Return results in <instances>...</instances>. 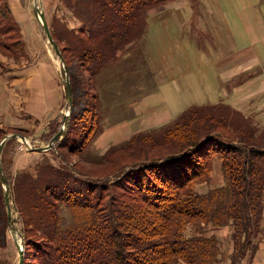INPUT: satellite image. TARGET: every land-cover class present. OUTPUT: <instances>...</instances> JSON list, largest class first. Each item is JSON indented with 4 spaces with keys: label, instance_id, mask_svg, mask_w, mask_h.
I'll return each instance as SVG.
<instances>
[{
    "label": "trees",
    "instance_id": "1",
    "mask_svg": "<svg viewBox=\"0 0 264 264\" xmlns=\"http://www.w3.org/2000/svg\"><path fill=\"white\" fill-rule=\"evenodd\" d=\"M165 1L75 0L74 14L90 29L86 34L83 25L77 33L71 30L67 37L74 42L68 41V45L89 77L114 58L128 40L140 35L148 7ZM7 10L5 1L0 0V18L12 21ZM1 38L0 46L5 47ZM61 58L65 63L64 55ZM76 80L69 73L66 94L70 113L64 118L68 120L66 132L75 134L58 144L70 151L82 147L86 136L94 131L82 122L87 105L79 111L72 109ZM192 107L185 108L160 131L140 134L150 140V146H164L163 152L145 153L113 174L82 176L74 165L57 166L46 161L10 182L1 166V235L12 219L7 213L12 197L22 222L27 224V233L35 231L41 238L35 240L30 235L24 241L32 249L39 246L42 253L36 258L40 264H171L178 258L188 264H211L214 234L185 236L184 226L191 218L215 226L230 225L234 259L249 246L253 252L256 246L250 241L258 233L262 218L264 145L218 129L189 128L193 118L187 116ZM211 113L214 116L216 111ZM97 117L90 119L96 122ZM213 154L221 159L225 181L198 191L196 180L208 179ZM61 207L67 208L69 222L61 221ZM44 241L48 245H43ZM22 261L20 264H33Z\"/></svg>",
    "mask_w": 264,
    "mask_h": 264
},
{
    "label": "rangeland",
    "instance_id": "2",
    "mask_svg": "<svg viewBox=\"0 0 264 264\" xmlns=\"http://www.w3.org/2000/svg\"><path fill=\"white\" fill-rule=\"evenodd\" d=\"M4 1L14 24L10 20L0 18V35L6 45L0 46V76H5L8 72L11 78H16L8 83L2 82L0 95H6V98H10V95H23L20 91L23 86L22 81L25 80H22L23 77L18 71L38 58L41 60L46 58L49 61L52 69L48 70L47 78L52 77L56 80L59 95H62L60 105L39 119L16 112L9 116L0 114V141L5 135L15 134L4 140L0 150V167H4L8 181L13 182L14 178L25 170L33 171L46 161L57 166L74 165L77 173L82 176L113 174L134 159L143 157L145 153L163 152L166 149L164 146H156V144L150 146V140L142 138L140 134L154 133L165 128L188 103V107L193 105L187 116L193 118V121L187 124L189 128L194 125V128L196 130L199 128L200 131L218 129L228 136H237L256 142L257 145H264V122L259 117L263 115L264 107L257 106L253 109V101L248 103L243 100L229 101L230 97L212 102L213 91L209 94L203 93L201 85L197 83V76L201 73L204 74L202 80L208 82L211 58L216 56L214 46L216 25L210 12L214 10L211 0H167L148 7L143 16L144 24L140 35L128 40L114 58L103 63L90 77L68 45V41L74 42V39L71 40V36L67 37V34L71 30L77 33L82 25L84 26L80 17L73 12L75 0H2ZM34 4L43 15L50 34L51 32L53 34L51 38L54 45L50 43L34 14ZM262 5L264 7V0ZM2 11L5 12L4 9ZM20 16L24 18V23L28 20L26 30L18 20ZM110 17L112 21L114 18ZM110 17L103 20H108ZM89 29L90 27L84 26V33L86 34ZM170 38L177 39L179 43L185 41L178 54L172 53V61H175L177 55L186 56L190 65V76L182 88L178 77L174 76V95H163V98L157 99L149 110L144 109L151 112L155 110L165 117L164 108L169 106L172 118L165 117L167 121L162 122L163 124L141 127L140 114L134 110L133 115H130V109L125 110V108L130 104L137 105V102L149 92L160 95L165 90L169 77L175 73L172 72V67L169 68L167 65L171 53L167 46L171 43ZM62 55L66 64L61 58ZM202 60L206 67H196ZM69 73H73L77 79L75 104L72 105V109L79 111L82 105L86 104L88 111L85 110L86 119L82 122L94 130V133L86 136L82 147L73 151L68 150L65 145L58 147L59 143L67 141L66 138H73L75 134L74 131L66 132L68 120L64 119L70 113V103L66 94ZM37 87H39L37 84H33V94ZM53 91L58 95L54 88L53 90L50 88V95ZM209 105L216 108H208ZM211 111H216V114L212 116ZM96 114L98 115L96 122H92L90 117ZM135 118L138 119L137 122ZM20 121L24 124L20 125ZM59 131L65 135L63 136ZM248 133H252L250 138ZM134 137L135 139L131 141ZM207 178V180L202 178L196 180L195 187L198 191L218 187L225 181L221 171V159L216 154L211 156ZM5 186L3 184L4 189ZM262 196L260 229L250 241V245L256 246L253 252L252 246H249L243 254L233 258L232 228L228 224L215 226L210 222L191 218L186 221L183 234L185 236L214 234L216 247L211 264H264V185ZM106 198L105 196L103 199ZM8 209L12 219L4 229V234L0 233L2 240L0 264H16L19 260V245L24 262L40 264V260L36 258L38 253V256L42 253L39 246L32 249L24 241L25 237L30 235H33L35 240L41 238L37 232L34 234L35 231L27 233L25 230L27 224L24 222V225L22 222L12 197L8 201ZM66 212L68 210L65 207L59 210L63 223L69 222L66 220ZM28 226L31 227L33 224L29 223ZM42 243L48 245L47 241ZM171 264L188 263L178 258Z\"/></svg>",
    "mask_w": 264,
    "mask_h": 264
},
{
    "label": "crops",
    "instance_id": "3",
    "mask_svg": "<svg viewBox=\"0 0 264 264\" xmlns=\"http://www.w3.org/2000/svg\"><path fill=\"white\" fill-rule=\"evenodd\" d=\"M211 2H213V7L216 11V13L214 10L210 11L213 14L211 16L216 25V34L214 35L216 56L211 58L208 82L202 80L204 74L201 73L200 76H197V83L201 85L203 93L209 94L213 91L212 102L230 97L229 101H232V99L236 101L243 100L246 103L253 101V109L257 106H262L263 108L264 7L262 0H211ZM23 19L21 16L18 17L21 26L26 30L29 23L28 20L24 23ZM178 35L179 33H177ZM170 40L171 43H168L167 46L171 53L168 56L170 60L167 61V65L169 68L172 67L171 70L175 73H171L172 75L169 77L168 83H166L165 90L160 95H153L149 92L147 96L142 97L137 102V105L130 104L125 108V110L130 109V115H133L134 110L135 112L137 111V114H140L141 127L151 124H163L166 123V118H172L169 106L164 108L166 118L155 112V110L151 112L144 109L148 108L149 110L154 105V102H157V99L163 98V95H174V76L178 77L181 88L190 76V65L186 56L177 55L175 56V61H172V53L178 54L185 41L179 43L177 39L170 38ZM196 67H206L204 60ZM50 69H52V66L46 58L42 60L38 58L22 67L18 73L23 77H21L22 80H25L22 81L23 86L20 91L23 95H10V98H6V95H0V114L9 116L16 112L17 114H28L35 119H39L46 116L51 109L55 110L61 103L62 95H59L56 80L52 77L51 79L47 78L49 76L48 70ZM8 74L10 73L7 72L5 76H0V86L2 82L8 83L13 81V78H16H11V75L9 76ZM44 74H47V76L45 77ZM28 75L31 77H28ZM33 84L39 86L34 94ZM50 88L52 90L54 88L58 95H55L54 91L50 95ZM2 100L5 101L2 102ZM188 105L189 103L176 116ZM262 112L263 115H259V117L264 122V108ZM134 120L138 121L136 118ZM19 124L22 125L24 123L20 121Z\"/></svg>",
    "mask_w": 264,
    "mask_h": 264
},
{
    "label": "water",
    "instance_id": "4",
    "mask_svg": "<svg viewBox=\"0 0 264 264\" xmlns=\"http://www.w3.org/2000/svg\"><path fill=\"white\" fill-rule=\"evenodd\" d=\"M33 11H34V14H35L37 20L39 21L40 25H41V26L43 27V29L45 30V33H46V35H47V37H48L50 43H52V44L54 45V42L52 41L51 34H50V31H49V28H48V25H47V23H46V21H45L43 15L39 13V11H38V9H37V7H36V4H34V6H33ZM59 132H60V131H59ZM59 132H58V133H59ZM58 133H57V134H58ZM12 136H15V134L12 133V134L5 135V136L1 139V141H0V150H1V147H2V144H3L4 140H5L6 138H8V137H12ZM7 213H8V215H10V212H9V209H8V208H7ZM21 251H22V249H21V246L19 245V260H18V262H17L16 264H20V262H21V260H22V252H21Z\"/></svg>",
    "mask_w": 264,
    "mask_h": 264
}]
</instances>
